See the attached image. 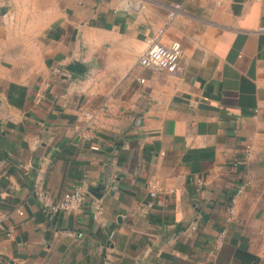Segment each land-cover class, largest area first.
Listing matches in <instances>:
<instances>
[{"label":"crops","instance_id":"obj_1","mask_svg":"<svg viewBox=\"0 0 264 264\" xmlns=\"http://www.w3.org/2000/svg\"><path fill=\"white\" fill-rule=\"evenodd\" d=\"M260 26L258 0H0V264H264ZM162 29L176 73L139 63Z\"/></svg>","mask_w":264,"mask_h":264},{"label":"built area","instance_id":"obj_2","mask_svg":"<svg viewBox=\"0 0 264 264\" xmlns=\"http://www.w3.org/2000/svg\"><path fill=\"white\" fill-rule=\"evenodd\" d=\"M264 4V0H258ZM181 11V5H175L170 12L168 13L167 22L171 24L172 21L176 18L177 14ZM259 32H264V26H260L258 29ZM165 30L162 29L150 40L149 50L143 54L139 63L146 68L154 70H165L170 73H176L179 68V61L182 56V46L179 42L174 41L169 44L161 42V37L163 36ZM85 118L88 119V122L83 126H76V132L78 136L83 141H90L93 138V129L89 122L92 119V113L86 111L84 113ZM93 150H98L96 145H92ZM149 186L151 189L156 190L157 184L154 180L149 181ZM242 188H240L237 194L231 200V206L229 212L231 215L235 213L236 207V196L241 193ZM38 201L41 207L49 212L58 213L62 211H71L80 208L86 201L87 196L82 191L81 188H74L71 192L65 193L60 199L55 200L49 191L40 190L37 194ZM100 210L101 207H98ZM193 230H196V226H192ZM12 233V230H9V235ZM225 236V231H221L217 237V245L223 243Z\"/></svg>","mask_w":264,"mask_h":264},{"label":"water","instance_id":"obj_3","mask_svg":"<svg viewBox=\"0 0 264 264\" xmlns=\"http://www.w3.org/2000/svg\"><path fill=\"white\" fill-rule=\"evenodd\" d=\"M72 70H74V71H76V72H81V67L77 64L76 66H71L70 67ZM101 188H97V187H95V188H91L90 189V192L93 194V195H95L96 197H99V194H97L96 192L98 191V190H100Z\"/></svg>","mask_w":264,"mask_h":264}]
</instances>
